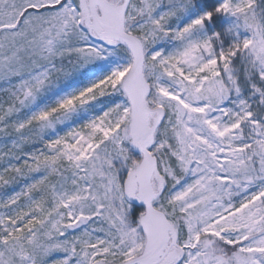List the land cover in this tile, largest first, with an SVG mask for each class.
I'll use <instances>...</instances> for the list:
<instances>
[{
  "label": "snow or ice",
  "instance_id": "1",
  "mask_svg": "<svg viewBox=\"0 0 264 264\" xmlns=\"http://www.w3.org/2000/svg\"><path fill=\"white\" fill-rule=\"evenodd\" d=\"M0 264H264V0H0Z\"/></svg>",
  "mask_w": 264,
  "mask_h": 264
}]
</instances>
